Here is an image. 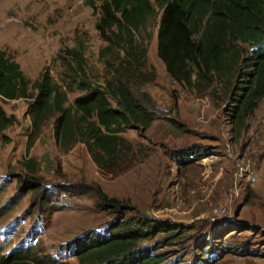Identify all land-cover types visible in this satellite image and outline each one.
Segmentation results:
<instances>
[{
	"label": "rangeland",
	"instance_id": "1",
	"mask_svg": "<svg viewBox=\"0 0 264 264\" xmlns=\"http://www.w3.org/2000/svg\"><path fill=\"white\" fill-rule=\"evenodd\" d=\"M160 16L157 11L149 29L152 38L144 42V71L155 78L144 89L165 111L164 118L142 133L122 134L134 153L127 170L100 171L82 144L62 152L52 121L27 154L29 101L0 100L6 114L16 119L0 133V257L21 247L47 264H78L67 244L90 230L101 233L114 218L99 199L98 186L109 198L134 208L129 216L181 223L201 233L220 230L223 236L212 244L215 264H264V97L235 126L232 88L227 87L234 83L233 74L196 88L174 83L157 57ZM97 17L85 0H0V50L31 81L47 68L61 84L64 68L57 54L80 49L88 79L103 84L107 74L99 50L105 43L95 30ZM78 95L68 94V102ZM181 149L194 154L180 155ZM248 164V171L241 172ZM27 177L49 190L48 203L40 204L34 191L23 188ZM250 177L256 182L250 183ZM220 205L231 206L232 218L214 223L211 211ZM193 244L183 241L159 251L168 250L171 264H193L199 253Z\"/></svg>",
	"mask_w": 264,
	"mask_h": 264
},
{
	"label": "trees",
	"instance_id": "2",
	"mask_svg": "<svg viewBox=\"0 0 264 264\" xmlns=\"http://www.w3.org/2000/svg\"><path fill=\"white\" fill-rule=\"evenodd\" d=\"M98 15L95 30L105 45L99 50L107 77L91 82L80 49L65 48L57 57L64 68L57 84L47 68L31 81L20 65L0 50V100L29 101L28 154L42 129L53 123V135L62 152L82 144L102 172L120 173L132 165L133 146L122 134L139 133L164 118V110L144 86L154 75L144 71V42L157 22L156 52L165 71L183 89L196 88L215 78L233 77L230 118L244 123L264 97V0H85ZM233 74V76L231 75ZM229 75V76H228ZM78 92L72 103L68 94ZM0 105V133L15 123ZM179 154H194L191 149ZM23 188L34 191L40 204L49 202V190L27 177ZM30 180V181H28ZM62 189V188H61ZM99 199L114 218L101 233L92 230L67 244L78 264H171L174 243L193 241V264H215L212 244L223 233L166 220L127 215L134 208L109 198L96 186ZM48 192V193H47ZM193 233V234H190ZM197 235H196V234ZM158 237L153 245L144 244ZM210 251L209 255L203 254ZM230 253V252H227ZM219 259V258H218ZM67 264L66 262H50ZM0 264H47L28 250L16 247L0 257Z\"/></svg>",
	"mask_w": 264,
	"mask_h": 264
},
{
	"label": "built area",
	"instance_id": "3",
	"mask_svg": "<svg viewBox=\"0 0 264 264\" xmlns=\"http://www.w3.org/2000/svg\"><path fill=\"white\" fill-rule=\"evenodd\" d=\"M250 168V164H248L245 168H240L241 172L246 173L248 169ZM250 183H255L256 178L255 177H250L249 178ZM232 218V209L231 206L225 205V206H216L212 209L211 211V221L216 223V222H223L226 220H229Z\"/></svg>",
	"mask_w": 264,
	"mask_h": 264
},
{
	"label": "crops",
	"instance_id": "4",
	"mask_svg": "<svg viewBox=\"0 0 264 264\" xmlns=\"http://www.w3.org/2000/svg\"><path fill=\"white\" fill-rule=\"evenodd\" d=\"M264 253V252H263Z\"/></svg>",
	"mask_w": 264,
	"mask_h": 264
}]
</instances>
